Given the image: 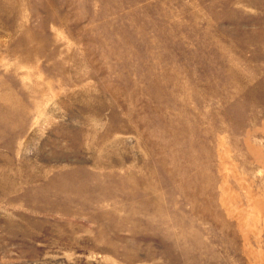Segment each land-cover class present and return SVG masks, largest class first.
I'll return each instance as SVG.
<instances>
[{
	"label": "rangeland",
	"instance_id": "rangeland-1",
	"mask_svg": "<svg viewBox=\"0 0 264 264\" xmlns=\"http://www.w3.org/2000/svg\"><path fill=\"white\" fill-rule=\"evenodd\" d=\"M0 264H264V0H0Z\"/></svg>",
	"mask_w": 264,
	"mask_h": 264
}]
</instances>
